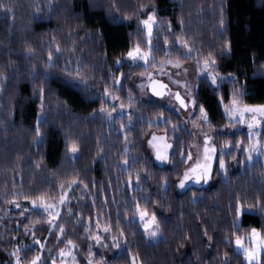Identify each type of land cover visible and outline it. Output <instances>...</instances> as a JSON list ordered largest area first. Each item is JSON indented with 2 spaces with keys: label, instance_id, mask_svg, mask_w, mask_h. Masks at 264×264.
<instances>
[{
  "label": "trees",
  "instance_id": "1",
  "mask_svg": "<svg viewBox=\"0 0 264 264\" xmlns=\"http://www.w3.org/2000/svg\"><path fill=\"white\" fill-rule=\"evenodd\" d=\"M0 4L5 6L0 8V264H13L17 250L22 264L38 255L41 264H51L68 241L77 264H89L87 230L95 224L124 245L105 264H245L234 241L253 228L264 237V166L261 158L242 165L251 139L245 132L225 131L234 125L222 108L236 90L241 105H264V0ZM151 13L156 26L145 68L125 57L137 44L147 50L140 21ZM195 59L215 60L214 72L223 76L216 88L203 78L194 81V118L203 107L216 155L209 183L180 192L177 183L194 138L158 99L137 98L132 83L164 61ZM106 90L129 115L106 117L117 107ZM151 133L171 144L165 166L147 151ZM73 143L75 153L69 151ZM221 153L225 170L219 166ZM65 193L52 230L45 215L29 205ZM138 212L155 216L156 241H147Z\"/></svg>",
  "mask_w": 264,
  "mask_h": 264
},
{
  "label": "rangeland",
  "instance_id": "2",
  "mask_svg": "<svg viewBox=\"0 0 264 264\" xmlns=\"http://www.w3.org/2000/svg\"><path fill=\"white\" fill-rule=\"evenodd\" d=\"M148 16H146L144 19H147ZM144 32H145V41L148 44L147 45V50H143L147 52L149 50V37L147 35V30L144 28V26L141 24ZM156 26V23L153 26V30ZM152 37V36H151ZM182 50L186 56L190 55L189 50L185 47L182 46ZM125 60L134 64V65H140L145 68H149L151 64V53L149 54V60L148 63L145 64L144 60H138L136 62H133L132 60L128 59L127 55L125 57ZM205 63L204 61H199L195 59L192 63H180L177 61H171L167 60L164 61L163 63L157 65L154 68H151L144 77L138 78L133 81V87L136 91V97L141 99V100H147L150 98V94L148 93V85L151 81L158 80L166 83L168 85L167 89V95H165L163 98L158 99L159 103L167 106L168 108L172 109L175 111L181 118L183 122V126L186 130L190 131L194 141L192 146L189 149V154H191L192 159H189V154H188V160L186 163V167L183 173V176L181 180L184 179L185 172L189 173L190 175H193V173L190 171L191 168L195 167L196 163L199 161L200 163H204V149H205V140H208V147L209 148H215L213 145V132L212 130L207 126V122H205L201 118V114L199 112V115L194 118L195 114V108H194V103H193V94H194V81L197 78H203L206 79L212 87L216 88L219 86V83L222 81L221 78H223L222 75L217 74L214 72L213 65L209 62L207 70L205 69ZM179 64V67H176L175 65ZM209 73H212L213 75L217 76V81L218 83L216 85L212 84L211 79H209ZM121 76V75H120ZM151 77V79H149ZM120 79V78H119ZM116 87H119V83L116 84ZM179 94L180 97L185 101L187 104V107L185 109H182L178 103L175 101V94ZM107 100L110 102L111 105H117L116 109L113 110L110 113H106V117L109 120H113L117 117L122 118L125 115H129L128 109L125 107L120 106L116 99L112 97L110 94L106 95ZM231 106V103L228 105ZM222 114L225 118L228 119L230 123H232L234 126L228 127L225 131L228 133H236V132H245L249 138L251 139V144L250 145H258L257 151L252 153V160H248V153L246 152V159L243 161V164H250L253 160L261 158L262 159V164L264 166V142L260 143L259 142V133L260 130L264 126V117L259 116L256 114L257 120L260 122L257 126H254L252 129L251 135H250V130L248 128V123L251 122L252 120V115L253 114H246V119L244 123L239 122V116L235 118V122L231 121V118L227 115L225 112V106L222 108ZM153 136L157 137L156 140H153ZM163 137V139H160ZM149 141H152L150 144ZM164 145H171L170 142L167 141L166 137L164 135H158L155 133L149 134L147 141H146V148L148 153L151 155V157L154 159L155 163L158 166H165L167 164V160H157L156 155L157 151L159 150L162 154H167V157L169 156L171 147L165 148ZM250 147V146H249ZM227 149H230L229 147ZM241 149V148H239ZM215 153L212 155V159L209 161L212 165H214L215 162ZM197 171H200L199 169ZM181 180L177 183V188L178 191H183L186 190L190 186H194L195 183L193 179L190 181H185V186L181 188L180 182ZM210 181V178L208 179V182L205 183L204 181L200 184L201 186H206ZM61 197H63V202H61ZM60 198L56 199L53 202L49 201H43L45 204L48 205H53L54 208H49L48 210H45L44 207L41 206V201L40 202H35L36 206H33V202L30 203L29 208L31 209H38L45 215L47 218L48 224L50 225V228L52 230L55 229L56 224L59 220L60 217V212L62 207L67 201V193L63 194ZM51 213V215H50ZM140 213L138 212L136 219L139 221V223L142 225L143 232L147 238V241L154 242L158 239V232L155 237H150L146 231H145V223H148L149 221L152 220V217L146 215L144 220L142 221L140 219ZM156 228V223L155 225H149V231H152L153 229ZM87 237L90 242V257H89V264H105L107 261L108 257H114L119 253V251L123 248V242L118 241L117 239H113L108 230L99 224H95L93 228L91 229L88 227L87 230ZM250 236L251 233L249 234L248 237H242L244 239L245 247H247L250 243ZM98 238V239H97ZM38 241V240H36ZM34 241V244L38 245L41 250H43V243H36ZM234 249L237 253L242 255L243 261L245 264L247 262L244 259L243 253L238 252L236 249V244L234 241ZM63 251L66 253L70 252L71 255H65L61 256V252L56 256L57 261L52 262L51 264H77L76 258L74 255L73 247L72 245H68ZM39 257V260L37 261V264H41V257L40 255L36 256ZM35 257V258H36ZM18 258L21 262V255L18 254ZM34 258V259H35ZM13 264H16L17 261V256L13 255L12 258ZM31 264V262L29 263Z\"/></svg>",
  "mask_w": 264,
  "mask_h": 264
},
{
  "label": "snow or ice",
  "instance_id": "3",
  "mask_svg": "<svg viewBox=\"0 0 264 264\" xmlns=\"http://www.w3.org/2000/svg\"><path fill=\"white\" fill-rule=\"evenodd\" d=\"M5 7L3 4H0V8ZM140 23L144 26V28L147 30V35L149 37V50L147 52L142 51L141 47L139 44H137L134 48L129 49V51L127 52V57L128 59L132 60L133 62H136L138 60H144L145 64L148 63L149 60V54L151 52V36H152V32H153V26L156 23L155 20V13H151L148 15L147 19H142L140 21ZM227 46V45H226ZM57 51H59V48H57ZM53 59L52 54L49 53V57L48 60L49 62H51ZM117 63H121V61H117ZM212 64H215V60L211 61ZM49 66L51 67V63H49ZM176 67H179V64L175 65ZM208 67V63H205V69L207 70ZM149 79H151V77H149ZM209 79H211L212 84L216 85L218 83L217 81V76L213 75L212 73H209ZM222 79V78H221ZM117 83H119V81H117ZM160 88H164L166 87L165 85H159ZM105 94L107 95V90L105 92ZM153 95H157V96H162L164 95L163 92L161 91H157L156 87H153ZM240 95H242V93L239 92V90H236L233 99L231 101V106H225V112L227 113V115L231 118L232 122H235V118L237 116H239V122L240 123H244L245 119H246V114H253L252 115V120L250 123H248V128L250 130V135L252 132V129L254 128V126H257L260 122L257 120L256 118V114H258L261 117H264V105H257V106H249V105H241V101H240ZM40 96H41V109H43V99H44V89L41 88L40 89ZM175 98L176 100L180 103L181 107H187V104L185 103V101L183 99H181L180 95L177 93L175 94ZM223 103V101H221ZM193 103H195V101H193ZM103 111V108L101 109ZM200 114H201V118L207 122V114L205 112V109L203 107L200 108ZM40 123L39 119H38V124ZM36 135L40 136V131H39V127H37L36 129ZM153 140H156L157 137L153 136L152 138ZM160 139H163V137H161ZM149 143L151 144L152 141H149ZM205 155H204V163H200L199 161L196 163L195 167L191 168L190 171L195 175V181L197 183H199L201 180H203L205 183L208 182V179L211 176L212 173V165L209 162L212 159V155L215 153V148H209L208 145V140H205ZM165 148L171 147V145H164ZM258 148V145H250L249 148L245 149V151L248 153V160L251 161L252 160V153L256 152ZM69 151H71L72 153H75L78 151V148L76 146V144H71L69 146ZM157 160H167V154H162L159 150L157 151V155H156ZM189 159H192L191 154H189ZM219 166L221 170H225L226 169V164H225V159H224V155L223 153H221V157L219 160ZM200 171H197V170ZM191 177L189 176L188 172H185L184 175V179L181 180L180 182V187L183 188L185 186V181H187L188 179H190ZM61 202H63V197H61ZM33 206H36L35 201H33ZM41 206L45 208V210H48L49 208H54L53 205H48L45 204L43 202V200H41ZM242 205L241 204H237V208H236V212L235 215L237 217V220L239 221L240 217L243 215V211H242ZM51 215V213H50ZM146 216V213L142 212L140 213V219L143 221L144 218ZM155 225V216H153L152 220L149 221L148 223H145L144 227H145V231L146 233L150 236V237H155L157 235V231H158V226L157 228L153 229L152 231H149V225ZM234 228H238L239 224H234L233 225ZM61 231H63V229H61ZM98 239V238H97ZM36 243H39V241H36ZM68 244L71 245L72 241H68ZM235 244H236V249L238 252H242L245 261L247 262V264H264V237L261 236V233H259L255 228H253L251 230V236H250V243L247 247H245V243H244V239L242 237L237 236L236 240H235ZM18 251L13 253L14 256H17V261L16 264H20V260L18 258ZM61 256H65V255H71L70 252L66 253L65 251H61ZM39 260V257H36L35 259H33L31 261V264H37V261ZM91 264V262H90Z\"/></svg>",
  "mask_w": 264,
  "mask_h": 264
},
{
  "label": "water",
  "instance_id": "4",
  "mask_svg": "<svg viewBox=\"0 0 264 264\" xmlns=\"http://www.w3.org/2000/svg\"><path fill=\"white\" fill-rule=\"evenodd\" d=\"M165 85L166 87H164V88H160L159 87V85ZM156 87V89H157V91H161V92H163L164 93V95H162V96H157V95H153V87ZM167 89H168V85L166 84V83H164V82H162V81H156V80H154V81H151L150 83H149V85H148V93L153 97V98H156V99H161V98H163L165 95H167ZM175 99V101L178 103V105L181 107V105H180V103L176 100V98H174ZM182 99V98H181ZM182 109H185V107H181ZM190 179H188L187 180V182L188 181H190L191 179H193V181H194V183H195V185H200L202 182H203V180H201L199 183H197L196 181H195V175L193 174V175H190Z\"/></svg>",
  "mask_w": 264,
  "mask_h": 264
}]
</instances>
